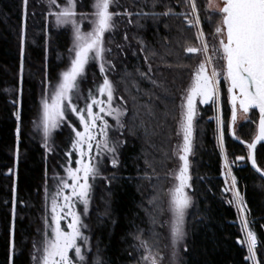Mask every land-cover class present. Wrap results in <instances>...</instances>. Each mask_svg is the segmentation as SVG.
<instances>
[{"label":"trees","instance_id":"trees-1","mask_svg":"<svg viewBox=\"0 0 264 264\" xmlns=\"http://www.w3.org/2000/svg\"><path fill=\"white\" fill-rule=\"evenodd\" d=\"M92 1L78 0V11H91ZM196 2L203 31H212L218 16L209 15L208 21L203 0ZM128 3L134 13L132 23L106 36L113 46L108 54L115 65L112 80L125 104V128L117 150L118 166L107 167L92 186L91 204L83 221L87 225L83 233L89 237L88 264L96 257L101 264H134L141 256L138 235L149 243L162 242L165 212L160 210L164 209L165 187L174 160L179 99L198 57L185 52L188 46L196 47L198 41L196 28L188 27L183 17L135 15L141 9L162 13L168 7L174 12H190L183 0H158L155 8L153 0ZM138 41H143V51ZM69 45L68 29L51 28L36 3L28 2L25 18L23 0H0V264L31 263V249L44 211V187L62 175L67 163L74 135L67 120L54 132L49 153L29 131L38 111L41 86L57 81L68 65ZM149 64L153 69L149 75L161 87L140 76V72H148ZM101 83L97 64L90 61L78 80L72 102L79 109L85 108L89 91L97 95ZM148 103L154 105L153 116L147 115L144 106ZM222 111L224 149L236 177V189L247 205L244 218L257 235L256 261L264 264V180L246 160L243 167L236 161V157H247L246 149L229 134L230 112L225 99ZM68 115L78 126L69 111ZM237 135L250 142L252 122L239 127ZM255 157L264 170V145L257 147ZM225 173L216 126L208 122L197 134L192 156L193 205L183 264H253L245 259L247 247L238 243L245 233L237 204L231 202L233 193Z\"/></svg>","mask_w":264,"mask_h":264},{"label":"snow or ice","instance_id":"snow-or-ice-1","mask_svg":"<svg viewBox=\"0 0 264 264\" xmlns=\"http://www.w3.org/2000/svg\"><path fill=\"white\" fill-rule=\"evenodd\" d=\"M158 0H153L152 7L155 8ZM49 6H55L59 11L51 12L55 17L57 27L70 26L73 36V44L69 49L74 56L70 59L67 70L60 74V78L51 92L47 90L42 99L41 122L44 130V137L47 141L54 129H57L66 120V109H70L79 120V125L83 129L69 124L74 138L72 140V150L78 154L75 161L76 167H66V177H57L58 184L56 191L49 193L45 190L46 202L50 198L51 221L47 216L44 218L45 231L43 241L39 247L34 243L35 249L32 259L35 264H88L87 253L83 250L78 241H83L87 246L89 237L85 236L82 228L81 215L75 210L76 204L84 206V213L87 214L90 203V193L92 184L90 180H95L100 175L98 167L100 157L112 154L111 164L117 167L119 160L116 158L117 148L123 141L113 143L110 140L109 132L112 126L108 123L106 116L112 117L116 122V129H124L123 117L126 111L123 107H113L115 88L113 83L105 75L103 83L97 88L99 96H106V100L97 98L89 91L88 100L84 109H79L73 105V93L78 89V80L85 73L86 66L90 61L99 62L100 72L105 73V65L109 63L105 59V53L110 49L105 47V34L112 33L116 29L115 18L123 15L131 17L134 13L125 9L123 13L114 12L110 9L118 4V0H93L91 13H77L76 0H65L63 4L58 0H48ZM183 3L190 7L191 11L174 12L171 7L162 13L140 12L137 16L152 17H183L185 24L190 28H196V40L199 47L188 46L185 52L188 54H201L204 59L194 70L191 82L185 89L180 105V118L178 120V130L176 135L182 136V143L177 144L173 150V155L178 157L179 167L168 173L175 181L168 189L169 197L167 211L171 213L169 221L164 222L169 226L171 245L174 249L181 243L185 236V216L187 209L192 205L191 197L186 189L191 187L190 180V155L193 154V133L194 120L197 115V100L200 104L209 102L215 103L219 96V78L221 75L228 84L229 102L232 106L231 124L229 127L235 139L241 144L244 143L235 132V124L238 119V112L249 113L252 109H258L259 121L257 130L250 143L247 144L248 156L253 169L264 176V170L257 166L255 149L258 143L264 142V0H219L214 5V11L219 15V21L215 27L213 38L218 44H213L210 48L209 42L205 38V33L200 28L201 17L198 15L196 0H183ZM28 0H23L24 16H27ZM77 16L80 20H77ZM88 20L92 25L91 30L82 31L81 22ZM129 23H132L129 20ZM168 25H165L167 27ZM127 39V36H125ZM144 50L143 41H138ZM118 47H121L118 45ZM135 55V53H133ZM21 55L23 56V35L21 37ZM152 55H156L155 52ZM147 55L145 61L147 62ZM216 61H223L222 68L217 70ZM171 67V65H167ZM210 68V71H209ZM139 71V70H138ZM153 71L149 64L148 72H140V76L148 80L154 87H161L149 73ZM151 96V93H149ZM98 108V112L93 109ZM147 115H154V105L148 103L144 106ZM16 120L21 119L20 113H15ZM247 118V117H246ZM218 123H220L218 119ZM17 140H19L20 126L16 128ZM218 142L222 157L225 161V168L228 171L226 177L231 176V189L233 190V200L231 202L239 206L241 214L247 213V205L243 196L236 190V177L232 176L228 167V157L224 149L223 133L218 136ZM47 147V143L45 144ZM95 150V157L92 155ZM237 160H244L245 157H236ZM147 163V161H146ZM151 167V164L148 165ZM155 171V169H153ZM146 178L147 174H146ZM227 182V180H226ZM70 190V191H66ZM15 191V189H14ZM153 198L150 203L155 201ZM46 203V211H47ZM161 213L165 211L160 210ZM15 209H13V213ZM67 220V228L61 226V221ZM153 223L156 220L153 219ZM161 226H164L162 224ZM50 228V232L49 229ZM241 230L245 233V238L240 243L247 247L248 256L245 258L257 264L256 249L257 235L251 230L248 220L241 219ZM144 254L141 256L143 264H162L163 257L159 253L153 254L152 246L141 236L136 237ZM74 252V256H70ZM11 260V258H10ZM92 264H101L99 257H96Z\"/></svg>","mask_w":264,"mask_h":264},{"label":"rangeland","instance_id":"rangeland-1","mask_svg":"<svg viewBox=\"0 0 264 264\" xmlns=\"http://www.w3.org/2000/svg\"><path fill=\"white\" fill-rule=\"evenodd\" d=\"M30 1L32 3H36L45 12L47 22H48V24L50 25L51 28H53V29L67 28L68 29V31L70 33V45H69V49H70L72 47V44H73V36H72L71 27L70 26L57 27L56 22H55V17L50 15L51 12L59 11V9L56 8L55 6H49L48 0H28V2H30ZM64 2H65V0H58V3L63 4ZM76 3L78 4V0H76ZM203 3H204V5H203L204 11L207 14L206 19L208 21H209V19H211V17H209V15L216 14L218 16L217 21H216V23L214 24V26L212 28V31H209L207 33H205L203 31L205 33V38L209 42V46L211 48V46L213 44H218V41L215 40L213 38V36H214L215 27H216V25H217V23H218V21L220 19L219 15L214 11V5L219 3V0H203ZM91 5H92V3H91ZM130 8H131V6L128 3V0H118V4L113 6L110 10L114 11V12L123 13L125 11V9H127L128 11L131 12ZM76 11H77V13H91L93 11V9L91 7V11H89V12H80V11H78V7H77ZM190 11H191V9H190ZM130 18L131 17L123 16V15L117 16L115 18V22H116L115 31L120 32L122 28L125 29L127 27V25L129 24ZM77 20L78 21L80 20L79 16H77ZM91 27H92V25L89 23V21L87 19L83 20L81 22V30L82 31H85V32L89 31V30H91ZM200 28L202 29V25H200ZM196 31H197V29H196ZM114 32L105 34V47L107 49H110L111 51H112L113 46L110 43V41H108L106 39V36H108V35H112L113 36ZM122 36H123V38H125V36H126L125 32L122 33ZM199 46H200V44L198 42L196 47H199ZM110 52H106L105 53V59H106V61L109 62V63H107L105 65V67H106L105 73H101L100 72L99 62H97V61H95V62L97 64L98 70H99V72H100V74L102 76V83H103L104 76L106 75L108 77V79L114 85L115 92H114V98H113V107L121 106V107H123L125 109L124 101L121 99V97L118 96V94L116 92L115 83L112 80V74L114 73L115 65H114V62L111 59V57L108 56V54H110ZM72 56H74V53H70L69 50H68V65L60 72V74L63 71L67 70V68L70 65V59H71ZM203 59H204L203 55L198 54V57H197V59H196V61L194 63V66H193L192 70H191V74H190V78L188 80V83H187L186 87L184 88V90L182 91V93L180 95L178 120L180 118V111H181L180 105L182 103V98H183V95H184V91L189 86V84L191 82V77H192V74H193L194 70L196 69L198 64ZM222 65H223V61H216V63H215V67L217 68V70H220L222 68ZM209 71H210V68H209ZM60 74H59V78H60ZM59 78L53 84L47 83V84H44V85L41 86L40 95H39L38 111H37V114H36L32 124H31V128H30V131H29L31 138L33 140L37 141L44 148V150L47 151L48 153L51 151V148H52L51 147L52 146V137H53L54 132L56 130H58L63 125L64 122L61 124L60 127H58L57 129H54L52 131L51 135L48 137V139L46 141L45 137H44L43 125H42V122H41V117H42V99H43V97L45 95L46 90L49 93L51 92L52 87L57 84ZM218 87H219V96H218V99L216 100L215 103L209 102L207 104H200L199 101L197 100V104H196L197 115H196L195 120H194V133H193V154H194V148H195L197 134H198V132L202 129V127L206 123L211 122L213 125L216 126L217 139H218V136L221 134L222 125H223V121H222V114H223L222 102H223L224 99L226 100V104H227V106L229 108V112H230L229 121H228V131H229V134L231 135V137L233 139H235L233 134H232V130L229 127V125L231 124L232 106H231V104L229 102V94H228V91H227L228 84L223 79L222 75L219 78ZM96 96L99 99L106 100V96L101 97V96H99V93H97ZM90 102L91 101H89V103ZM73 105L76 107V105L74 103H73ZM202 107H206V108L205 109H201ZM68 111H69V114L72 117H75L77 119L78 126L76 125L75 127H77L78 130L82 131L83 129L79 125V120H78L77 116L75 114H73L70 109H66V113H67L66 120H67V122L74 126V123L70 119H68L70 117L68 115ZM93 111L94 112H98L99 109L94 107ZM105 119H107L108 123L112 126V128H111V130L109 132L110 140L113 143H116L118 141H122V139L120 137V135L122 133V129H120V130L116 129V122H115V120L112 119V117L106 116ZM218 119H219L220 123H218ZM257 119H258V111H257V109H252V110H250L249 113H243L242 111L238 112V119H237V122H236V124L234 126L236 134H237V129L239 127L243 126L244 124H246L247 122H252V124L254 126V134H255L256 127H257ZM178 120H177V125H176V133H177V130H178ZM73 138H74V135H73ZM46 143H47V147H45ZM179 143H182V136H177L176 137V140H175L174 145H173V150L175 149V147ZM248 143L249 142L244 141V143L242 144L245 147L247 154H248V149H247V144ZM118 148H117V150H118ZM117 152L115 154L116 158H117ZM72 153H74L75 157L72 156ZM193 154L190 155V157H189V160H190V176H191L190 184L192 182V156H193ZM92 155L95 157V155H96L95 150H93ZM14 156H15V159L17 160V158H18V149H16V152H15ZM173 156H174V160H173V163H172L171 168L169 170V173L171 171L175 170V169H178L179 163H180L179 160H178V157H176L175 155H173ZM67 157H68L67 158V163H66L65 167L63 168V173L60 176L58 175V177H66V172H65V168L66 167H72V168L76 167L75 161L79 157H78V154L72 150V147H70V151L67 153ZM97 159H100V163L98 165V167L100 169V175H102L101 173L107 167H113L112 164H111L112 154H106L103 157H100V158H97ZM224 165H225V161H224ZM228 167L230 168L229 162H228ZM225 170H226V172L228 171V169H226V168H225ZM53 178H54V176H53ZM228 178H229V185H231V176H228ZM95 180H90V183L92 184V186H93ZM58 182H59L58 179L57 180H52L51 182H49V184H47L46 187H44V192H43V194H44L43 195V198H44V211H43L40 227L38 229V234L34 238V241H33V244L35 243L37 245V247H39L41 245L42 241H43V234H44V231H45L44 218L47 216V219H48L49 223L51 221V211H50V203H51V201H50V198H49L48 201L46 202L45 190L47 189V192L49 193V197H50L51 193L56 191V185L58 184ZM174 183H175V181L172 179V177L170 175H168V180H167V184H166V187H165V193H164V199H163V205H164V210H165L164 211L165 212V216H164V219H163V224H164V226H163V237H162L163 240H162L161 243H158V245H157L156 242L149 243L152 246L153 254L159 253V256L157 257V259H159L160 256L163 257L162 264H183L184 263V256L183 255H184V251H185V248H186V241H187L188 217H189V213H190V210L192 208V205H193V200H192V196H191V193H190V191H191V187H190V188L186 189V192L188 193V195L191 197V200H192V205L187 209V213H186V216H185L184 228H185L186 236H185L184 240L176 246V248H175L176 255H175V258H173L174 249H173V247L171 245L170 229H169V226L167 224H165L164 222L169 221L170 218H171V213L167 211L168 200H169L167 191H168V189H170L173 186ZM66 191H70V190H66ZM232 193H233V190H232ZM46 203H47V206H48L47 207V211H46ZM90 204H91V193H90V203H89L88 209L90 207ZM237 207L239 209L238 205H237ZM75 210L81 215L82 221H84V218H85L84 216H86L87 214L84 213L83 204L77 203ZM240 214H241V212H240ZM243 218H244V214H241V219H243ZM67 223H68L67 220H62L61 221V226L66 229L67 228ZM83 224H84V222H83ZM48 230L50 232V228ZM82 232H83V228H82ZM78 243L82 246L83 250L88 254L89 249H90L89 244L87 246H85L83 241H78ZM140 250H141V256H142L144 254V250L141 247H140ZM34 252H35V249L32 246V249H31V263L30 264H35V262L32 259V255L34 254ZM70 256H74V252H70ZM141 256L134 264H143V261L141 260Z\"/></svg>","mask_w":264,"mask_h":264},{"label":"water","instance_id":"water-1","mask_svg":"<svg viewBox=\"0 0 264 264\" xmlns=\"http://www.w3.org/2000/svg\"><path fill=\"white\" fill-rule=\"evenodd\" d=\"M257 111H258V109H257ZM258 121H259V111H258L257 124H258ZM256 130H257V127H256ZM253 137H254V136H253ZM252 139H253V138H252ZM252 139H251V141H252ZM251 141H250V142H251ZM250 142H249V143H250ZM259 145H264V142L258 143L257 146H256V149H257V147H258ZM256 149H255L254 154H256ZM247 156H248V154H247ZM243 157H244V156H243ZM255 158H256V157H255ZM245 160L247 161V164L253 169L252 164H251V161H249V160L247 159V157H245L244 160H237V159H236L237 162H240V163H241L240 166H242V167L245 166V163H244ZM257 166L260 167L258 164H257ZM260 168H261V167H260ZM261 169H262V168H261ZM253 170H254V169H253ZM262 170H263V169H262ZM254 171H255V170H254ZM255 172H256V171H255ZM256 173H257V172H256ZM257 174H258V175L264 180V176H261L260 173H257ZM238 243H240V241H238Z\"/></svg>","mask_w":264,"mask_h":264},{"label":"crops","instance_id":"crops-1","mask_svg":"<svg viewBox=\"0 0 264 264\" xmlns=\"http://www.w3.org/2000/svg\"><path fill=\"white\" fill-rule=\"evenodd\" d=\"M258 264V263H257Z\"/></svg>","mask_w":264,"mask_h":264}]
</instances>
